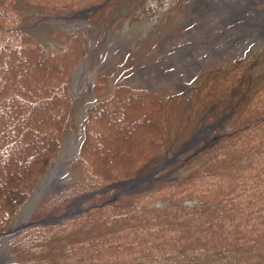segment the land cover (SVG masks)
Returning <instances> with one entry per match:
<instances>
[{"label":"trees","instance_id":"trees-1","mask_svg":"<svg viewBox=\"0 0 264 264\" xmlns=\"http://www.w3.org/2000/svg\"><path fill=\"white\" fill-rule=\"evenodd\" d=\"M18 1L69 16L93 6L102 13L116 0H0V233L64 144L74 115L71 75L88 54L80 30L55 34L62 46L43 48L25 31ZM255 57L169 99L122 83L110 89L111 75H98L69 164L79 178L43 198L31 222L145 176L204 123L228 114L227 128L114 202L105 204L116 191L109 188L57 223L27 225L10 245L13 264H264V70L249 79Z\"/></svg>","mask_w":264,"mask_h":264},{"label":"rangeland","instance_id":"rangeland-1","mask_svg":"<svg viewBox=\"0 0 264 264\" xmlns=\"http://www.w3.org/2000/svg\"><path fill=\"white\" fill-rule=\"evenodd\" d=\"M210 1L215 0H207V2ZM217 1H222V5L230 7H224L223 10H246L244 13L246 20H244L242 24L244 25V28L238 32L239 38L234 41V47H236L237 50H241V57L243 58L248 56L251 58L254 55H257L259 50L264 49V31H262V26H264V0ZM158 5L162 7L161 2ZM111 6L110 10L102 13H96L95 10H88L85 13H82V10L74 13V15L66 16L65 14H62L59 16H52L45 14L41 9L29 6L24 2L18 1L16 3V7L23 15L25 31L43 48L53 50L61 47L62 44L59 38L54 35L62 33L71 34L76 30L84 32L88 42V54L77 65L70 79L74 115L67 123L68 133L65 137L64 144L56 158L51 163V165L55 163L65 150L66 145L71 141V156L65 165V171L67 173L65 186L48 194H55L66 189L79 178L77 169L71 168L69 164L76 155L82 140V129L86 121L87 109L95 102L92 87L98 75H111V79L109 80L110 89L115 84L122 83L134 87L149 88L159 96L165 98L175 95H184L182 93L186 91V86L189 85V88L194 87L198 81L197 78L194 82H191L190 80L187 83L186 78L182 75L183 72L176 70L173 63L168 61L158 62L154 60L152 46L155 45V35L159 30H153L154 28L150 25V21L143 22L139 15V10H158V7L153 6V0H116ZM190 8H192V10H205V8L202 7V4H199V0H177V3L173 8L167 9L180 10V14L182 10ZM208 13L202 15L200 20H206ZM224 14L225 13H221L217 20L214 21L215 23L213 25L208 23L207 26H205V29L209 31V34H217V38H221L223 41H225L229 35L234 34L231 31L235 29L230 24L226 25L228 21L220 18ZM177 17L178 15H167L165 17L163 23L173 20L174 23L172 25L174 26H169L167 29L165 28L166 30H164V32L162 31L163 34L167 33L166 35H171L184 31L183 28L175 29L180 22V19H177ZM113 22L116 24L113 25ZM186 50L187 48H181L180 51ZM223 57L225 58L223 64L231 63L229 56ZM198 64L201 65V62ZM223 64H217L214 68ZM262 70H264V62L255 65L252 69V75L255 76ZM179 75H182V78ZM178 82L182 85L181 88L176 87ZM224 122L225 121L215 125V127L214 125L210 126V123L200 125L192 134L190 143L198 144L211 141L212 138L221 134L224 129L227 128V125ZM190 143L179 146L178 150H180L181 155H184L191 150L192 146H190ZM174 162V159H171L170 157L167 158L155 167L152 174L163 171ZM43 177H41L39 181ZM140 177L142 180L139 181L138 184L135 185L133 183L128 186L118 187L115 189L116 191L114 194L117 193V197H120L145 186L148 183L150 175L147 177ZM34 191L35 189L33 192ZM48 194L44 195L37 205ZM114 194H112L111 197ZM86 202L87 199H84L82 202L72 205L64 212L68 211L69 214L72 215L83 211L87 208V205L85 204ZM180 203L187 202L181 200ZM156 206L163 207L165 204H157ZM13 222L11 223V226ZM5 239L4 236L0 237V245ZM13 239L11 240L10 245L14 241ZM10 245L6 249L7 260L3 264L14 263V257L9 254Z\"/></svg>","mask_w":264,"mask_h":264},{"label":"built area","instance_id":"built-area-1","mask_svg":"<svg viewBox=\"0 0 264 264\" xmlns=\"http://www.w3.org/2000/svg\"><path fill=\"white\" fill-rule=\"evenodd\" d=\"M160 2L162 7L158 5ZM176 3L177 0H153V6L158 7V10H139L141 20L150 21L153 30H159L155 35V46L152 49L154 60L173 63L176 70L183 72L182 75L188 83L198 73H208L217 64H223L225 62L223 56H229L231 62L241 59V50L234 47V41L239 38L238 32L244 28L242 24L246 20L244 14L246 10H223L224 7H230L222 5V1L199 0V4H202L205 10L190 8L182 10L179 14V10H168ZM206 13H208L207 19L200 20ZM221 13L225 14L220 18L225 19L228 21L227 25L230 24L235 28L231 31L234 34L229 35L225 41L217 38V34H209V31L205 29L208 23L213 25ZM167 15H178L177 19L179 18L180 22L175 29L183 28L184 31L171 35L163 34L169 26H174L172 25L174 22L163 23ZM181 48H187V50L180 51ZM199 62L201 65L198 64ZM182 75L179 76L182 78ZM181 86L179 82L176 84V87L181 88Z\"/></svg>","mask_w":264,"mask_h":264},{"label":"bare ground","instance_id":"bare-ground-1","mask_svg":"<svg viewBox=\"0 0 264 264\" xmlns=\"http://www.w3.org/2000/svg\"><path fill=\"white\" fill-rule=\"evenodd\" d=\"M264 30V26H262ZM71 141L66 145L65 150L55 161L53 165L50 166L46 175L38 182L35 191L31 194L27 202L21 207L17 213L15 220L8 230V232L3 235L6 239L0 245V264H3L7 260L6 249L10 245L11 240L14 238L17 230L28 222L32 211L39 202V200L46 194L53 192L57 189L65 186L66 171L65 165L71 156Z\"/></svg>","mask_w":264,"mask_h":264},{"label":"water","instance_id":"water-1","mask_svg":"<svg viewBox=\"0 0 264 264\" xmlns=\"http://www.w3.org/2000/svg\"><path fill=\"white\" fill-rule=\"evenodd\" d=\"M108 2V1H107ZM106 2V3H107ZM105 3V4H106ZM104 4V5H105ZM90 9H92V10H97V9H101L102 8V6H99V7H89ZM84 11H87V10H84ZM188 95V94H187ZM214 107V106H213ZM213 107L210 109V111L213 109ZM190 142V140H188V141H186V142H184L183 143V145H185V144H187V143H189ZM182 145V146H183ZM194 144H191L190 146H193ZM180 154V150L179 151H177L176 153H174L170 158L171 159H175L176 158V156L177 155H179ZM155 169H152V170H150L148 173H147V175H146V177L147 176H149L151 173H153V171H154ZM142 180V178H140V177H138V178H134V179H131V180H128V181H125V182H120V183H116V184H112V185H109V186H107V187H105L104 189H102L101 191H98V192H94V193H92V194H89V195H86V196H84V197H82V198H79V199H76L73 203H71L70 204V206L69 207H71L72 205H74V204H76V203H78V202H82L84 199H87V198H89V197H91V196H93V195H95V194H103V193H105L106 192V190L107 189H109V188H118L119 186L120 187H124V186H128L129 184H138L139 183V181H141ZM118 197H117V193L116 194H114L105 204H109V203H111V202H114L116 199H117ZM69 209V208H68ZM71 209V208H70ZM71 214H69V212L68 211H66V212H63V213H61L59 216H53V217H50V218H48V219H42V220H39V221H35V222H31V221H28V222H26L23 226H21L18 230H17V232H16V234H15V237H16V235L20 232V230H22L24 227H26L27 225H31V224H35V225H37V224H41V225H47V224H51V223H57V222H59V221H61V220H63L65 217H69ZM8 232V230L6 231V233ZM5 233V232H4ZM4 233H0V237H2L3 235H5ZM15 237H14V239H15ZM13 239V240H14Z\"/></svg>","mask_w":264,"mask_h":264}]
</instances>
